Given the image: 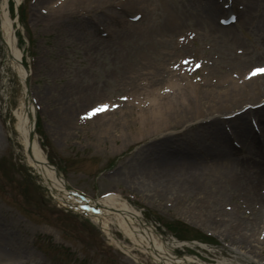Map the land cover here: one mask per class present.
I'll return each mask as SVG.
<instances>
[{
  "label": "rangeland",
  "instance_id": "rangeland-1",
  "mask_svg": "<svg viewBox=\"0 0 264 264\" xmlns=\"http://www.w3.org/2000/svg\"><path fill=\"white\" fill-rule=\"evenodd\" d=\"M183 2L153 0L150 12H146L145 16L142 14L139 19L141 24H135L139 20L133 21L130 17L138 13L136 6L111 7L94 0H23L20 9L25 11V17L18 22L9 11L16 29L17 45L23 54L22 60L26 61L30 72L29 93L37 108V138L48 159L72 187L93 198L110 191L120 194L141 212L144 222L154 225L165 237L173 234L166 225L181 221L187 227V230L178 231L181 237H195V241H199L205 239L201 236L203 234L213 239L211 242L202 241L207 244L206 249L189 242L195 247L191 249L185 246L184 250L197 253L208 263L226 259L233 264H264V243H255L256 235L251 237V246L232 239L238 236L237 233H242V223L252 215L251 207L247 208L244 202L246 187L251 186L259 191L264 188L263 177L243 172L236 162L231 167L232 174L238 179L233 180L237 182L233 183V187L225 185L229 175H218L222 185L220 188L227 196L206 198L208 205H214V219H222L218 213L221 208L223 212L227 211L223 224L229 223L230 215L241 222L240 229L234 231L231 228L233 231L225 232L217 230L210 220H207V224L199 220L197 210L192 211L194 216L190 214L188 202L201 204V194L190 193L184 201L179 202L177 180L165 187L159 184L162 180L158 175L146 174L144 170L148 159L169 149L161 147L159 152H154L150 144H158L159 140L167 138V143L177 142L186 149L190 146L191 149L186 150L187 156L194 155L200 160L202 154L193 147V143L208 134L210 136L212 132L221 129L218 133H222L231 127V116L225 112L214 114L209 103L212 97L205 94V86L197 84L199 110L207 113V121L215 116L223 117V121L218 117L214 119L215 122L212 120L208 132L197 125L187 127L190 121L177 123L169 110L154 118V113L162 112L169 102H173V110L177 108V99L174 98L181 97H177V78L169 76L161 68L174 54V35L182 32L187 37L191 32L189 29L205 28L195 19V12L186 2L188 7H182ZM169 7L173 11L171 15ZM165 20L171 23L174 31L162 36L155 35L154 39L161 41V44L154 40L150 42L154 46L153 53L163 54L164 57L158 55L152 64L135 68L141 73L138 80L147 82L157 79V84H144L140 94L149 91V87L166 90L158 100L160 103H136L132 107L134 102L129 99L125 102L128 106L124 104L115 112L102 113L82 122L78 115L91 106L103 101L111 102L110 99L116 101L121 95L134 96L137 93L129 88L133 80H121L123 74L126 77L130 75L122 70L125 40L132 36L128 34L134 29L139 30L149 24L158 27ZM233 31L237 35V43L229 44V48L233 51L237 47L242 52L236 60L234 52H229V58L224 54L214 58L215 72L210 75L212 83L220 77L219 71L229 67L230 63L232 65L228 71L238 73L234 67L236 64L247 69L252 64L264 61V0L252 2L251 17L244 23H237ZM210 41V37L202 32L193 41L196 45L193 49L209 55L211 50L205 45ZM168 51L169 55H165ZM172 62L169 60L167 67L171 68ZM203 71L207 72L206 69ZM202 75L201 69L192 76L195 79ZM20 95V82L10 68L0 42V264H133L131 258L111 243L88 215L67 212L69 205L63 202L58 204L49 199L45 191L36 190L32 183L39 179L27 164L22 143L14 139L13 110L19 106ZM198 121H193V124ZM203 123L206 122L200 124ZM260 125L261 122H256L250 126L259 133ZM11 131L13 136L10 135ZM210 139L212 141V137ZM235 139L237 145H234L231 156L233 161L257 158L242 142V146H239L237 137ZM211 150L217 154L219 146L214 145ZM209 156L205 153L204 160L207 161ZM242 177L254 179L250 181L249 178L245 187L238 183ZM39 193H43V197ZM177 203L183 206L179 207ZM252 206L254 210H259L257 204L253 203ZM203 211V215H206L207 211ZM110 226L124 244L132 247L123 233L114 225ZM132 252L140 254L137 250ZM139 260L144 264H155L144 255H139Z\"/></svg>",
  "mask_w": 264,
  "mask_h": 264
},
{
  "label": "bare ground",
  "instance_id": "bare-ground-1",
  "mask_svg": "<svg viewBox=\"0 0 264 264\" xmlns=\"http://www.w3.org/2000/svg\"><path fill=\"white\" fill-rule=\"evenodd\" d=\"M94 1L104 3L105 5L108 4V6L111 7H126L128 5L130 7L136 6V8L140 9L145 16V13L148 11L150 3H152L153 0ZM183 1L190 5L193 9L195 13L192 14L195 19H197L201 27H205H202L204 32L213 39L215 44L221 43V45H216L217 47L225 45L224 41L233 43L237 40V36L233 31V24L222 25L218 20H216V16L224 12L219 4L215 3L213 0ZM234 1H237L234 5L232 4V7H234L237 12L235 23H244L251 15V5L255 0H232V3ZM184 2L182 7L185 9L188 5ZM7 4L8 0H0V39L7 53L10 66L19 77L21 83L19 106L13 110V114L16 118L14 128L17 132L14 139H19L22 143L26 153L27 163L32 166L34 172L40 177L41 181L56 193L62 192V194H64L63 191L65 189L64 187L66 182L55 174V169L53 167L44 162L46 160V155L41 151L36 140H33L32 144H29V133L31 123L35 118V109L33 104L30 102L29 94H27V88L24 84V79L28 72L24 70L18 61V59H21V51L16 45L14 27L8 13ZM172 13L173 11L169 7V15ZM135 24H141V22L138 21L135 22ZM172 31H174V29H172L171 23L165 20L161 21L158 27L149 24L145 27H140L139 30L134 29L131 33H129L128 35L132 34V36L125 40V46L123 44L126 49L123 47L125 57H123L122 70L123 72H129L130 75L126 77V75L123 74L121 80L131 78V76H134L135 78V76L140 75L141 73L139 70H135V68H138L139 65L145 66L152 64V61L156 59L157 54L153 53L152 48L154 46H152L150 42H153L154 40L155 42L161 44V41L158 42L154 39L155 35L162 36L165 35V33ZM219 50L222 51L223 49L220 48ZM238 67L241 68L242 65ZM136 78L138 79V76ZM204 78V85H199L201 87L205 86V94L212 97V101L209 102L212 109L214 112L218 113H222L223 111H231L234 113V116L231 118L229 124L235 132L238 142H242L244 146L253 151L257 155V158L252 161H233L234 159L231 158V156L234 147L229 136L233 131L226 134L223 132L218 133L221 131L220 129L216 132L210 133V136L208 134L207 137L193 143V147L202 154L201 157H203L205 153L210 155L207 161L206 159L198 160L194 155H192V157H189V155L187 156L186 150H190V146L186 149L185 146H182L177 142L167 143L168 139L163 138L159 140L158 144H150L152 147L151 150L159 152L161 147H164L169 148L168 151L166 153L162 152L159 155H154V158L151 160L148 159L147 163L144 165V170H146V174L150 173L152 175H158L159 179L162 180L159 184H163L164 186L168 185L173 180H177V200H179V202L185 199L187 195L190 196V193L197 192L201 194V204L188 202V206L191 208L190 214L192 216H194L192 211L197 210L199 214L197 218L205 222V224H207V220H210V223L216 226L215 228L217 230L227 232V230L233 231L230 230L232 228L236 231V229H240L241 227L240 220L237 217L233 218V216L230 215V221L228 220L229 223L223 224L222 220L227 219V212H223L220 208L218 213L222 215V219H219L220 221H216V219H214L212 209V206L214 207V205H208V200L206 198L209 199L210 196L224 198L227 196L224 189L220 188L222 186L218 178L220 173L222 175H229L227 176L228 178L225 179V185L233 187V183L237 184V182H233V180L238 179L234 177V174H232L233 170H231V167L234 166L233 163L235 162L238 163L237 165L240 166L243 172L247 171L250 174H254L255 177L261 176L264 179V123L263 133L259 136L253 132L247 122V119H250L249 115L253 116V119L255 120L264 121V104H262L260 108L256 109L251 107V105L257 104L264 99V74L248 78L245 73L240 83L238 82V79H233L228 74L223 76V79L220 78V80L214 84L209 83L210 81L207 75L204 76ZM183 79L187 84H183L182 81L181 84L177 85V97H179V95L181 97L174 98L177 99V108L174 107L173 110L171 106L174 104L173 102H169L167 106L162 109V112H159V114L158 112L154 113V118H159L164 111L169 110L171 112L170 116H172L173 119H176L177 123L182 124L186 121H190V125L187 127L197 125V127H202L203 131H208V127L210 126V123L213 122L212 120H214L215 117L207 121V118L209 117L206 116L207 113L199 110L198 108L197 101L200 97L197 95L198 91L196 85L191 83L189 78L184 75ZM140 88L142 87L135 84V82L133 83V90ZM157 93L161 92H157L155 89L150 90V94L153 95V99L160 100L161 98H159L160 96ZM244 105H249V107L242 110V106ZM191 119H194L193 121H200L193 124ZM202 122L206 123L200 124ZM10 135L13 136L11 133ZM210 137H212V141ZM212 145L219 146L218 154L211 150ZM27 148L29 150L28 153L26 151ZM183 150H185V152H183ZM249 178L250 177H247L246 179L245 177H242V179L238 181L239 185H244L246 187ZM253 179L254 178H250V181ZM160 190L163 191L164 189L162 190L160 188ZM244 196L247 199L246 204H250L251 201L256 203H259L261 200L264 201V195L260 191L253 189L251 186L246 187ZM72 197L79 199L78 196L72 195ZM80 203L85 205L82 201H80ZM91 205H95L94 207L99 210L98 214L91 215L93 220L97 221L110 240L116 246L123 249L127 254L131 252V249L128 250L126 246L116 238L110 229L111 224L115 225L127 238H129L134 248L138 249L141 253L148 255L152 262L156 264H208L199 259H195L192 256H180L178 254H174L173 242L165 241V239L156 232L154 227L146 224L142 220L141 214L136 209L131 207L126 200L122 199L120 195L108 193L107 196L102 197L97 201L92 200ZM181 205L182 204L177 203V206L180 207ZM202 209L207 211L206 215H203L204 211ZM208 213L211 215H208ZM261 223H263L262 211L261 214L259 211H255L250 220L242 223V233H237L238 236L232 237V239L242 245L251 246V237L256 235L255 241L258 243V239L256 240L257 229H260L259 232L262 231V233H264V225ZM233 235L234 234L231 236ZM262 243H264V241ZM130 256L133 257L134 262L138 263L137 255L130 253ZM215 264L233 263L229 260L223 259L217 261Z\"/></svg>",
  "mask_w": 264,
  "mask_h": 264
},
{
  "label": "snow or ice",
  "instance_id": "snow-or-ice-1",
  "mask_svg": "<svg viewBox=\"0 0 264 264\" xmlns=\"http://www.w3.org/2000/svg\"><path fill=\"white\" fill-rule=\"evenodd\" d=\"M255 73H264V69H254L253 74H255ZM108 107H109L108 105H101L98 108L93 109V113L106 110Z\"/></svg>",
  "mask_w": 264,
  "mask_h": 264
}]
</instances>
